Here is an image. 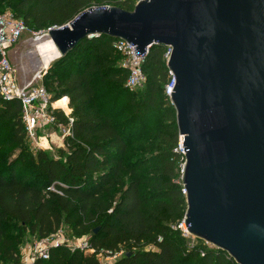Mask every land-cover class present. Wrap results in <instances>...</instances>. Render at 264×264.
I'll list each match as a JSON object with an SVG mask.
<instances>
[{
    "label": "trees",
    "instance_id": "16d2710c",
    "mask_svg": "<svg viewBox=\"0 0 264 264\" xmlns=\"http://www.w3.org/2000/svg\"><path fill=\"white\" fill-rule=\"evenodd\" d=\"M140 1L14 0L11 5L16 18L43 31L69 24L90 7L113 4L132 11ZM3 9L0 0V14ZM114 41L107 36L85 39L44 77L60 88L54 99L69 97L73 109V136L66 138L65 148H58V156L34 150L21 103L0 98V126L10 131L0 147L14 146L17 152L0 154V264L21 263V239L9 233L10 223L38 239L67 226L76 239L89 237L95 250L61 247L51 251L49 260L34 264H101V250L123 249L125 255L113 264H235L211 245L183 244L178 223L184 221L188 207L180 175L185 158L176 151L180 143L176 111L165 94L169 77L165 47L151 48L143 66L147 88L138 94L126 86L127 70L115 64L122 57ZM105 83L112 84V91L101 93ZM126 99L127 107L117 110ZM130 109L131 116L121 121ZM161 111L165 122L155 136L159 139L144 144L148 152H157L155 161L148 155L127 162L136 137L151 131ZM59 118L66 123L64 115Z\"/></svg>",
    "mask_w": 264,
    "mask_h": 264
},
{
    "label": "water",
    "instance_id": "95a60500",
    "mask_svg": "<svg viewBox=\"0 0 264 264\" xmlns=\"http://www.w3.org/2000/svg\"><path fill=\"white\" fill-rule=\"evenodd\" d=\"M100 36L137 46L138 58L172 47L187 232L236 264H264V0L90 7L48 34L60 58Z\"/></svg>",
    "mask_w": 264,
    "mask_h": 264
},
{
    "label": "built area",
    "instance_id": "2783aa9c",
    "mask_svg": "<svg viewBox=\"0 0 264 264\" xmlns=\"http://www.w3.org/2000/svg\"><path fill=\"white\" fill-rule=\"evenodd\" d=\"M120 3L125 0H115ZM104 7H117L116 5H106ZM59 28L51 27L43 31H34L30 29L26 23L16 18L13 14H0V98L5 100H18L21 103L22 121L26 129L27 139L34 150H47L52 148V135L57 134L60 140L65 142L67 137H72V117L73 109L70 104L69 97H61L54 99V96L48 89L41 85L35 86V82L43 79L42 73L35 76L34 81L25 86H19L14 77V68L9 59V50L13 49L22 38L23 35L30 32L35 41H41L48 38L50 31ZM114 49L121 55L120 66L127 70L128 78L126 86L129 89H136L146 81V75L143 66L150 53L147 49L146 56L138 58L135 53L137 46H132L130 43L123 40H115L113 43ZM172 47H165L164 59L168 63L171 59ZM176 86V78L169 71V77L165 86V94L170 99L174 93ZM59 114L64 115L66 123L62 122ZM49 130L46 135H40V131ZM44 140L47 141L48 147L44 145ZM54 140V139H53ZM65 148V147H63ZM179 149L183 154V139L181 137ZM185 158V156H184ZM49 190H54L50 188ZM185 222L179 226L185 237H191L185 229ZM79 245L71 250L89 251L95 253L91 249L89 239H77ZM159 241H162L160 238ZM64 246L63 239L56 234L39 239L36 244L30 249L26 256L25 264H34L38 259L49 260L53 249H58ZM125 255V251L113 253L108 250H101L99 257L101 264H113L116 260Z\"/></svg>",
    "mask_w": 264,
    "mask_h": 264
},
{
    "label": "rangeland",
    "instance_id": "374dc122",
    "mask_svg": "<svg viewBox=\"0 0 264 264\" xmlns=\"http://www.w3.org/2000/svg\"><path fill=\"white\" fill-rule=\"evenodd\" d=\"M12 1H14V0H4V9L1 11V14H13V11H12L13 6L11 5ZM46 40L48 41L47 38H45L39 42L35 41L33 35L30 32L26 33L25 35L22 36L19 43L17 45H15V47L13 49L9 50V59H10V62L12 64L13 68H14L15 80L19 86H25V85L32 83L34 81L35 76L39 73H42L43 79L39 80L38 82H35V86L36 87H39L41 85L45 86L49 90V92L54 96V94H56L60 88L57 87L56 82H51L44 77L47 74L48 69L54 63H56L59 60L60 56L55 58L54 61L51 62V64H49V66L46 69H44L42 67L41 49H43L42 46H46L47 44H43L41 42H44ZM49 42H50V40H49ZM115 62H116L115 63L116 65H120V63H121V61L119 63L118 59H116ZM147 83L148 82L146 80L145 83H143L138 88L133 89V90L130 89V92H134V93L137 92L138 94L142 93L143 91L146 90ZM111 89H112V84L105 83L101 88V93H107L109 91H112ZM115 97H116L115 95L114 96L112 95V99H114V101H115ZM127 104H128V99L119 102L117 110H120V109L127 107ZM129 113H130V115L128 117H125L122 115L121 121H127L128 118L133 113V109H130ZM163 116H164V112L161 111L155 117L154 124L151 128V131L148 134L136 137V139H135L136 142L129 149V156L127 158V162H130V161L134 162V161H138L139 159H146L144 157H147L148 155H150V160L152 162L155 161V160H153V157L156 155L157 152L156 151L148 152L146 150V148L144 147V144L145 143H151V142L159 139V138L158 139L155 138V136L162 129V125L165 122L163 119ZM47 133H49L48 129L45 131H40L39 134L43 136V135H46ZM9 135H10L9 129L4 127L3 125H1L0 126V144H4V142L9 139ZM59 136H61V135H57L54 140L52 139L53 144H52L51 149L47 148V150H44V151H47L50 154V156H52V157L58 156V147H59L58 144L61 143ZM179 137L181 140V136H179ZM44 144L47 145L46 140H44ZM48 145L46 147H48ZM176 151L181 153L179 146H178ZM11 152L17 153L14 146L0 147V154L7 155ZM182 163L183 162L181 161V164ZM181 166L183 167V165H181ZM149 175L150 174H148L146 176H149ZM180 175H182V174H180ZM181 180H182V178H181ZM143 189H144V191H147L148 193L150 192V189H148L147 185H145L143 187ZM182 223H183V221L179 222L178 223L179 226ZM184 227L186 229V226H184ZM8 230H9V233L11 235H19V238L21 239V244L19 247V254H20V259H21L20 264H25L26 263V256H27L28 252L31 251L30 249L36 244V242L39 239L36 236L31 235L28 229H25V228L15 224V223H10L8 225ZM179 230L182 232V230L180 228H179ZM56 235L58 237H60L61 239H63L65 247L73 249L77 245H79V242L72 235L69 227H67V226H62L60 228V230L56 233ZM86 238L89 239V237H86ZM184 239H185V241L183 242V244H185L186 247H190V248H193V247L201 248V246L203 244H206L203 241H200V240L195 239L193 237H188V238L184 237ZM206 245H208V244H206ZM99 259L102 260V257L100 256Z\"/></svg>",
    "mask_w": 264,
    "mask_h": 264
},
{
    "label": "bare ground",
    "instance_id": "6f19581e",
    "mask_svg": "<svg viewBox=\"0 0 264 264\" xmlns=\"http://www.w3.org/2000/svg\"><path fill=\"white\" fill-rule=\"evenodd\" d=\"M49 40H50V42H48L46 46H42L43 49H41V52H42L41 63H42V67L44 69H46L49 66V64H51V62L54 61L55 58L60 56V53H59L56 45L52 42L51 39H49ZM45 146H47V145H45Z\"/></svg>",
    "mask_w": 264,
    "mask_h": 264
},
{
    "label": "crops",
    "instance_id": "0c3cea01",
    "mask_svg": "<svg viewBox=\"0 0 264 264\" xmlns=\"http://www.w3.org/2000/svg\"><path fill=\"white\" fill-rule=\"evenodd\" d=\"M47 39H48V38H47ZM47 42H49V39H48V41L46 40V41H44V42H41V43H43V44H47ZM43 44H42V45H43ZM40 47H41V46H40ZM56 136H57V134H53V135H52V138H53V139H55V137H56ZM58 145H59V147H58V148H60V149H61V148L65 147V142L61 141V143H60V144H58Z\"/></svg>",
    "mask_w": 264,
    "mask_h": 264
}]
</instances>
